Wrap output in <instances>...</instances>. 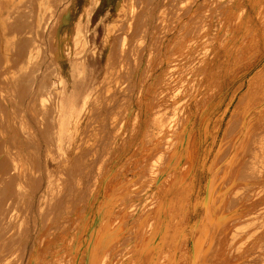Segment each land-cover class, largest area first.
Instances as JSON below:
<instances>
[{"label":"rangeland","instance_id":"1","mask_svg":"<svg viewBox=\"0 0 264 264\" xmlns=\"http://www.w3.org/2000/svg\"><path fill=\"white\" fill-rule=\"evenodd\" d=\"M63 1L50 23L67 11ZM196 1H89L94 51L65 57L62 69L45 53L39 65L32 53L36 1L11 10L18 34L5 52L10 68L0 70V264H28L32 253L36 264H148L137 257L146 236L156 240L148 252L162 247L154 264H188L194 247L197 264H264V115L233 147L237 111L249 106L238 99L255 69L244 78L245 71L264 58V0H207L195 7ZM219 1L232 10L217 7ZM83 2L68 11L80 28ZM223 19L225 34L239 26L248 38L228 75L212 68L222 54L205 32L207 24L217 27ZM112 25L118 41L109 56L105 29ZM129 28L134 40L125 54ZM151 71L157 75L148 84ZM58 89V101L67 103L59 117L66 129L54 121ZM181 125L187 127L181 152L156 184L151 170L174 156ZM160 142L166 148H156ZM208 194L216 198L214 217L202 223L195 203ZM196 222L197 243L190 237ZM100 236L108 247L95 257Z\"/></svg>","mask_w":264,"mask_h":264},{"label":"bare ground","instance_id":"2","mask_svg":"<svg viewBox=\"0 0 264 264\" xmlns=\"http://www.w3.org/2000/svg\"><path fill=\"white\" fill-rule=\"evenodd\" d=\"M23 1H27V0H0V7H2V9H4L2 11L0 10V59H2V65H3V66L2 65L0 66V70L6 66H7V68H10L9 65L11 64V62H10V60L5 61V58H7V56L5 55V52L10 49V46L8 45L9 42L12 39H15V36L18 34V30H16L14 28V25H13L10 17L12 16L13 9L16 8L17 6H19ZM28 1H36V8H37L36 13H37V18H38V21L36 23L37 24L36 25V34L38 37H37L36 42H34V46L32 47L31 50H32V53L34 55L40 57L39 58V65L44 60V57H43L44 53L46 56H47V54H49L50 61L57 64L60 67V69H62L63 68L62 67L63 66V60L65 57H68V56L72 55L73 53H78V52L87 53L89 48H91V51H94V47H92L88 41V28H89V18H90V10H91L88 2L90 1L91 4L96 6L100 2V0H84V2L82 3V5L78 11V14L85 18V24L82 28L78 27L77 24L72 25L71 22H72L73 17H71V14L68 13V11L71 9V7H74L77 0H64L63 4H61V6H63V9H65V7L67 6L68 9L65 13L63 11L64 14L62 15V19L60 21L53 22V23H50V21H51L52 16L54 15V9H55L56 5L59 4V0H28ZM206 1L207 0H197L194 3V6L199 7L200 5H202ZM221 2L222 1H219V3H217L216 6L220 7V8H222V7L226 8V10H232V7H230V5L228 3H227V5H225V4L223 5V2L222 3ZM226 2H228V1H226ZM194 6H192V8H190V9L193 10ZM115 8L120 10L122 8L121 2H119ZM243 10H244V8H243ZM6 12H7V15L5 16ZM190 12H192V11L190 10ZM190 14L191 13H189V16H190ZM262 18H261V20H263ZM189 20H190V18L187 21L189 22ZM226 21H227L226 19H223L222 24L220 26H217V27H215L211 24H207L205 27V32L212 35V37L216 43L217 49L219 50L220 54H222L219 58L218 64H216L212 68L217 67L219 72L226 70L227 75H228L230 73V71L232 70L233 65L241 58L240 57L241 52L244 48L243 45H245V42H247L248 38L244 37L242 35L241 30H240L241 28L239 26H236V27L232 28L231 30H228L227 31L228 33L225 34V31L223 30V28H224V25L226 24ZM182 22L185 23V20H182ZM5 24L8 26V30H6L5 28H2L3 25H5ZM113 26L114 25H112L111 27H106V29H105V32H106L105 34L108 37L107 46H108V55L109 56H112V53L115 51L114 44H117V41H118V40H116L115 36H113ZM259 26H261V24ZM227 27H229V26H227ZM131 31H132V29L129 28V29H127L126 33H124L125 37L123 38L122 51L125 54H127L128 50L131 47V43L134 40ZM143 33L144 34L147 33V27H145L143 29ZM133 34H134V32H133ZM177 38H178V35H177ZM27 52H29V51L27 50ZM107 58H109V57L107 56ZM263 59H264L263 56H260L256 62H254L252 65H250V67L247 68V70L245 71V74H244V78H245L248 74L252 73V69H255L254 73L247 80L246 90L242 93V95L238 99V101H240L241 98H244V100L247 99L246 100V101H248L247 106L248 105L249 106L245 109L242 108L241 110L237 111L238 117L240 119V125H239L238 131L236 133L235 140L233 142L234 148L237 146V143L245 135L249 134V131L253 128V126H254L255 122L258 120V118L262 117L264 115V62H262ZM4 62H5V64H4ZM25 62H26V60H25ZM110 64H111V62L109 60V66H110ZM178 64L179 63H176L175 65L178 66ZM171 66L173 67V65H171ZM209 66L211 67V65H209ZM163 67H161V69H162V73L164 75L165 73L167 74L168 71H167V69L166 70L163 69ZM203 69H204V67H203ZM150 73L148 74L149 78H147V80H146V82L148 84H151L152 82H154L156 75H157L156 71L152 72L151 74ZM203 73L201 75H203ZM232 73H233V71H232ZM209 76H210V73H209V75L205 76V78L208 79ZM168 77H170V75ZM203 78H204V76H203ZM241 79H242V77H241ZM232 80H233V78H232ZM59 82L61 85L63 83V79L59 78ZM199 82H201V80ZM178 83H180V80H178ZM228 83H229V81L227 82V84ZM243 83H244V80H242V83H240V84L243 85ZM203 84H205V83H203ZM221 85H223V83ZM175 86H176V84H175ZM180 86H178L177 89ZM197 87L199 88V86H197ZM198 88H197V90H199ZM59 89H58V94L56 95L57 101L54 102L55 108L57 110V115H56V118L54 121H55V124L57 125L58 129H61V128L66 129L67 125L65 124V120L63 118L60 119L59 117L61 114H65L66 109H67V107H66L67 103L58 101V100H60L59 99V95H60ZM0 90H1V87H0ZM238 90H237V92H238ZM40 97H41L40 103L46 104L47 101L45 100V96L40 95ZM229 103H228L227 107L229 106ZM70 104L72 107L73 103H70ZM71 107H70V109L73 110V107L72 108ZM190 107H191V105H190ZM190 112H192V111L190 110ZM233 112L234 111H232V113ZM223 116H224V114L221 117H223ZM184 119H183V121H184ZM177 120H178V118H177ZM228 122L229 121L226 122V125ZM186 123H185V125H186ZM185 125L180 126L181 131L177 135V141H175L174 143L172 142L173 143L172 146L174 145V147H175V149L173 150L174 156L172 158L167 159V163L164 165L163 168L159 169L158 171H156L154 169L151 170L150 180H153L154 183L158 184V182L160 181V179L164 175L163 172L167 171L171 166H173L175 159H176L175 157L177 156V154H179L181 152L180 146L182 144L184 135L186 134V128H187L186 127L187 125L186 126ZM219 125H220V123H219ZM219 125H218V128H219ZM168 126H171L170 123ZM144 129H145V127H144ZM144 131L146 134V130H144ZM0 133H2L1 127H0ZM224 133H225V129L223 130V134ZM165 145L167 146V143ZM165 145H163V143L160 142V143H157L156 148L161 147V146L165 147ZM62 149H63V147H62ZM231 161H232V155L230 154L226 158V160L224 161V164L225 165L230 164ZM211 173L212 172L209 171V183L208 182L206 183L207 186H209L211 183V179H210ZM215 201H216V198L215 197L213 198L212 195L208 194L204 198H199L198 202L195 203V207H197L199 209L200 222H202V223L206 222L210 215L212 217H214V213L212 215L211 210L215 208L213 206V203H215ZM197 203H199V204H197ZM161 208L162 207H159L158 210H160ZM157 217H158V220L156 223H157V225H158V223L160 225L156 226V228L159 227L160 229L155 231L156 235H158L162 229L160 214ZM197 223L198 222H196V224H194V225L191 224L192 226H191V230H190V237L193 238V240L196 243L200 241V238L198 236H196V232H198ZM205 229H207V228L200 229V232L201 233L204 232ZM111 232L112 231L107 232V238H109V236H111ZM1 237L2 236H0V239H1ZM154 237H152L151 240H149V238H147V236H146L145 241L142 242V246L140 247V249H138V253H137V257L140 260L142 258H147L148 264H154L157 257L159 256L158 254L162 255V253H163V251H161L162 247L157 246V245L152 247L150 252L147 251V246L149 244L156 243V240ZM96 241H97V244L94 246L93 252H92V256L94 255L95 257L103 251L104 245H106V247H108L107 244H105L104 239L101 236ZM12 246L14 247L15 245H12ZM13 247L10 246L7 250H10V248H13ZM197 250H198V248L194 247V253H192L189 256L188 264H197V261H196V258L198 255ZM4 251H3V254H4ZM195 251H196L197 255H196ZM7 253H8V251L5 252V254H7ZM27 257H28V255H27ZM35 257H36V253H32L31 258H33V259H31V260L29 259L28 264H36L37 261H36ZM0 258L2 259V257H0ZM9 262H7L6 264H8Z\"/></svg>","mask_w":264,"mask_h":264}]
</instances>
